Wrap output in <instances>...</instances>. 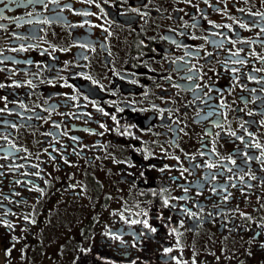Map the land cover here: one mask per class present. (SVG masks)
Here are the masks:
<instances>
[{
    "label": "flooded vegetation",
    "instance_id": "af4514ba",
    "mask_svg": "<svg viewBox=\"0 0 264 264\" xmlns=\"http://www.w3.org/2000/svg\"><path fill=\"white\" fill-rule=\"evenodd\" d=\"M0 9V264H264V0Z\"/></svg>",
    "mask_w": 264,
    "mask_h": 264
},
{
    "label": "snow or ice",
    "instance_id": "6c2138e0",
    "mask_svg": "<svg viewBox=\"0 0 264 264\" xmlns=\"http://www.w3.org/2000/svg\"><path fill=\"white\" fill-rule=\"evenodd\" d=\"M4 2V0H0V3H3ZM12 2H14V3H18V0H12ZM36 2H41V0H36ZM89 2H91V0H89ZM28 3H32V0H28ZM46 6V5H45ZM2 12H3V9H0V19H3L4 17H3V15H2ZM242 27H243V25H242ZM233 55H239V53H233ZM237 62H242V61H237ZM0 87H3V85H0ZM101 111H103L102 109H101ZM106 114V113H105ZM113 119H115V117H113ZM101 127H104V125H101ZM73 139H76L75 137H73ZM256 147H260V145L259 144H257L256 145ZM209 167H211V165H209ZM35 175L36 176H39L40 174H39V172H37V173H35ZM254 178V177H253ZM37 191H40L41 193H43V189H36ZM165 203H167V201H165ZM24 219L26 220V221H29L30 223H34V221H31L30 220V218L28 217V216H25L24 217ZM141 221H132V223H140ZM0 223H3L4 224V226L5 227H8V228H11L12 227V225L10 224V223H7V222H5V221H2V220H0ZM143 223H144V226L146 227V228H150V225L147 223V221H143ZM150 230L152 231V232H155L156 231V229L155 228H150ZM173 231L175 232L176 230L175 229H173ZM10 249L9 250H6V254H10ZM166 252H170L171 251V249H166L165 250ZM177 264H180V261H177ZM193 264H195V262H193Z\"/></svg>",
    "mask_w": 264,
    "mask_h": 264
}]
</instances>
